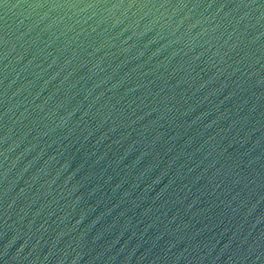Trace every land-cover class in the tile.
<instances>
[{
    "label": "water",
    "instance_id": "water-1",
    "mask_svg": "<svg viewBox=\"0 0 264 264\" xmlns=\"http://www.w3.org/2000/svg\"><path fill=\"white\" fill-rule=\"evenodd\" d=\"M0 264H264V0H0Z\"/></svg>",
    "mask_w": 264,
    "mask_h": 264
}]
</instances>
